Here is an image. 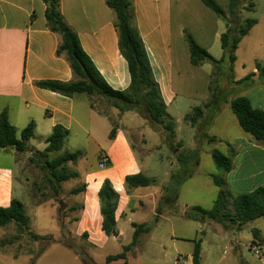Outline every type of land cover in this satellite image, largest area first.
<instances>
[{"label": "crops", "instance_id": "0c3cea01", "mask_svg": "<svg viewBox=\"0 0 264 264\" xmlns=\"http://www.w3.org/2000/svg\"><path fill=\"white\" fill-rule=\"evenodd\" d=\"M131 2L133 7L131 25L143 43L153 78L166 109L176 99L175 82L181 84L183 79L187 80L188 73L183 70V66L186 68L187 64H190L185 40L188 28L195 30L194 34L188 35L215 60L222 56L220 36L227 27L235 28L247 19L255 20V25L242 39L256 30L264 29V0H241L234 18H230L229 0H225L223 17L214 14L200 0H131ZM59 4L64 22L77 35L82 50L106 84L113 90L126 91L130 82L127 64L118 48L114 14L106 6L105 0H59ZM44 10L45 5L41 0H0V112L3 109L7 111L8 121L16 131L33 122L35 125L33 135L38 133L44 142L54 126H61L68 131L65 141L80 142L79 145L69 147L68 152L80 151L84 165L78 169L77 164L76 169L71 171L77 175L75 178L80 180L81 186H84V191L78 194L80 197L78 227L80 229L83 226L85 231L95 222L98 232H101L97 192L102 182L108 180L119 197L115 210V229L118 237L121 231L117 229V222L125 217L130 204L135 202L137 206H141L143 200L147 198L154 204L157 189L162 184L137 188L129 195L124 190L125 176L143 174L132 143L123 130L126 128L137 132L138 128L122 126L126 113L129 115L137 113L124 112L116 120L111 121L110 117L101 114L94 106L92 108L91 100L85 98L83 94L68 97L34 85L35 82L46 80L63 83L77 80L66 56L56 55L61 38L48 30ZM227 20L230 21L229 25H226ZM215 42H219L218 55L212 52ZM260 44L264 43L261 41ZM238 48L239 45L235 52L236 60ZM252 72L255 73L254 70ZM208 86L209 84L207 93ZM222 89L218 86V90L223 91ZM260 91L261 94L264 93L263 89ZM218 95L219 91L214 104L218 106L215 109L228 107V98H218ZM250 104L253 108L264 111V104L261 107H255L251 101ZM256 106H259L258 103ZM211 109L213 106L207 109L210 116L208 127L214 119ZM110 124L116 125V134L111 140L108 139ZM214 137L217 138L216 142L230 144L225 137ZM202 138L204 137L199 133L195 134L193 149L199 150L198 142ZM202 140L206 141L205 138ZM174 141L181 144L182 151H189L184 147L182 140L174 138ZM232 142L230 145L235 149L233 168L225 181L228 188L233 189L235 195H239L264 184V147L243 136L233 139ZM99 155L110 162L109 167L103 169L98 167ZM76 162L80 163L78 159ZM246 166H249L248 169ZM13 182L12 167L0 165L2 208L8 207L14 198ZM72 208L74 206L70 210H74ZM130 210L134 212L135 209ZM9 231L14 233L11 236L13 237L15 229L12 225L0 228V236ZM102 236L105 237L103 233Z\"/></svg>", "mask_w": 264, "mask_h": 264}, {"label": "rangeland", "instance_id": "374dc122", "mask_svg": "<svg viewBox=\"0 0 264 264\" xmlns=\"http://www.w3.org/2000/svg\"><path fill=\"white\" fill-rule=\"evenodd\" d=\"M217 1L222 9L226 8L225 0ZM190 33L194 34L195 30L188 28L185 34ZM240 41L237 60L232 65L227 59L220 70L211 68L209 63L200 66L187 64L186 68L183 66V70L188 73L187 80L183 79L181 84L175 82L176 99L166 112L175 123L174 138L182 140L187 150L194 148V137L197 133L201 137L204 134L222 136L230 144L238 137L249 138L238 126L229 106L215 109L218 105H213L211 110L214 119L209 127V112L204 109L205 101L210 99L209 87L214 89L216 85L223 88L220 91L217 87L218 98L227 97L230 100L236 96H245L255 107L263 106L264 93L261 94L260 90H264V44L261 45L260 42L264 43V29L256 30ZM219 49V42H215L212 46L213 54L218 55ZM255 63L259 65L257 70ZM248 75L251 76L243 83H235ZM90 100L94 108L110 117L111 121L123 113L115 110L109 100L100 96H92ZM257 103L259 106H256ZM196 106L203 107L204 110L203 119L198 123L197 129L192 128L184 119L186 115H193L192 109ZM133 112H137L138 116L126 113L122 126L138 128L137 132L123 128L132 143L136 160L143 174L156 181L155 186L160 183L167 185L179 172L180 166L175 159L177 153L185 151L181 150V144L174 141V138L167 140L166 144L163 143L162 137L152 129L145 114L141 110ZM21 130L19 128L16 131V138H19ZM202 139L198 142L199 164L187 169L192 171V177L180 185L177 199L171 203L162 200L160 185L154 204L149 198L144 199L141 206L132 202L125 217L117 222L120 235L113 238L103 237L95 222L86 229L88 231H83V226L79 229L80 197L71 195L70 191L81 186L80 180L73 178L61 183L59 193L54 194L46 180V172L40 166V160L30 153L35 152V149L43 151L46 147L38 133L28 141L26 152L17 153L13 148H6L10 153L0 151V165L12 167L13 196L24 205L25 214L29 218L30 234L42 238L34 241L25 234L12 245H2L1 242L11 238L14 233L9 231L2 234L0 264H84L76 253L83 255L88 264H102L107 256L120 253L122 247L131 242L132 224L140 223L147 224L150 231L140 234L136 245L127 252V264H192L194 242L199 239L200 264H264L263 218L239 226L228 219L225 223H218L205 217L200 221L186 217L193 213L192 207L210 209L219 191L213 183V177H223L226 180L227 176L216 169L211 158L212 150L228 155L226 143H209ZM79 144L80 142L65 141L61 151L49 154L48 159L53 160L56 156L70 152L69 147ZM32 156L33 160L30 161ZM78 162L80 163L69 162L67 169L74 171L77 164L78 169H81L84 166L81 157ZM246 167L248 169L249 166ZM227 189L234 196L237 195L232 188L230 190L227 186ZM73 206L76 209L70 210ZM130 209L135 210L132 212ZM228 209L232 210L230 206ZM253 231L258 232L257 238L253 236ZM61 240L71 244L74 250L66 247ZM109 264H123V260Z\"/></svg>", "mask_w": 264, "mask_h": 264}, {"label": "trees", "instance_id": "16d2710c", "mask_svg": "<svg viewBox=\"0 0 264 264\" xmlns=\"http://www.w3.org/2000/svg\"><path fill=\"white\" fill-rule=\"evenodd\" d=\"M45 5L44 18L49 31L60 36L61 41L56 49V55L64 54L69 62L70 69L77 78L74 82L63 83L58 81H38L34 85L40 89L48 90L63 96H72L74 94H83L89 100L92 96H100L111 102L113 108L120 112H133L141 110L153 130L162 137L163 143L175 137V123L166 112V106L162 100L158 85L155 82L152 71L147 59L143 43L132 27L133 7L131 0H105L106 6L113 12L115 18V28L118 34V48L126 61L127 70L130 78L129 86L126 91H117L110 88L99 72L94 67L90 58L82 50L80 42L74 31L64 22L60 12L59 0H41ZM241 0H229L228 9L230 18H234L238 13V6ZM200 2L217 16L223 17L224 10L217 5L214 0H200ZM256 21L252 19L245 20L237 27H227L226 31L220 36V47L222 56L215 60L205 49L200 47L190 35L185 34V40L189 50V62L192 66H200L209 63L212 67L220 70L222 63L227 59L232 65L235 60V52L242 37L246 36L249 30L255 25ZM230 21H226L229 25ZM255 69L259 65L255 63ZM264 70V69H263ZM253 75V73L251 74ZM251 75H248L235 83H243ZM217 87H209L210 99L204 104V109H209L217 101ZM230 111L234 115L241 130L249 135V139L264 147V111L255 109L245 96H236L228 102ZM93 108V104H90ZM193 115H186L184 119L193 127L203 119V107H194ZM137 113V112H135ZM34 123H28L16 138V129L8 121L7 111L3 109L0 112V149L13 148L17 153H23L27 150V143L33 136ZM116 125H111L108 139L115 137ZM68 136V131L61 126H54L45 143L43 151L35 150L30 152L36 155L40 160V166L46 172V180L51 185L54 194L60 191V184L75 178L77 175L67 169V163L75 162L82 153L65 152L56 156L53 160L48 159V155L61 151L64 142ZM207 142L217 141L214 136L204 134ZM229 154L224 155L216 150L211 151V158L218 171L222 174H228L232 168V159L235 156V149L228 143ZM179 147V146H178ZM198 149L177 153L175 159L180 166L179 172L171 178L170 183L160 187L162 191V200L174 202L178 196V189L186 180L192 177V171L189 167H197L199 164ZM99 155V158H102ZM33 160V156L29 158ZM100 161V159H98ZM110 166L107 160L106 167ZM213 183L219 188L217 197L208 210L199 206L192 207V214H187L188 219L200 221L202 218H208L218 223H225L226 219L230 222H236L239 226L251 222L258 218L264 219V184L254 188L248 193L234 196L228 189L223 177H213ZM124 190L130 194L134 189L145 188L156 185L154 179H150L142 173L127 175L124 177ZM84 191V186L74 188L70 191L71 195H78ZM99 212L101 216L100 230L106 238L117 236L115 229V210L118 202V194L113 189L108 180L102 182L97 192ZM160 199V200H161ZM228 206L232 210L228 209ZM76 209V208H72ZM29 219L24 211L23 204L15 198H12L6 208L0 207V228L14 226L15 235L8 240L1 242L2 245H12L21 236L27 234L34 241L42 238L36 234H30L28 231ZM133 234L129 244L122 247V251L115 255H109L102 264H109L113 261L123 260L126 263V254L137 243L138 237L142 233H148L150 228L147 224H132ZM257 231H253V236L257 238ZM66 247L73 249V246L61 240ZM201 240L194 242L191 254V263L200 264ZM82 263L88 264L83 255L76 253Z\"/></svg>", "mask_w": 264, "mask_h": 264}, {"label": "built area", "instance_id": "2783aa9c", "mask_svg": "<svg viewBox=\"0 0 264 264\" xmlns=\"http://www.w3.org/2000/svg\"><path fill=\"white\" fill-rule=\"evenodd\" d=\"M106 162H107V159L105 157H102L98 163V167L100 169H103L106 167ZM177 261H179V259H177Z\"/></svg>", "mask_w": 264, "mask_h": 264}]
</instances>
